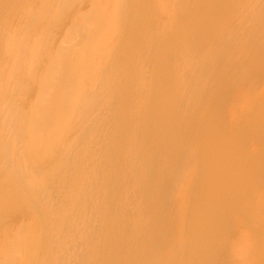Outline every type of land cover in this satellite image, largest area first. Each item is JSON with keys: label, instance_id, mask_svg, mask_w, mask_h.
Instances as JSON below:
<instances>
[{"label": "bare ground", "instance_id": "obj_1", "mask_svg": "<svg viewBox=\"0 0 264 264\" xmlns=\"http://www.w3.org/2000/svg\"><path fill=\"white\" fill-rule=\"evenodd\" d=\"M127 1L122 9L112 3L115 13L105 6L109 15L98 14L104 6L88 11L74 33L66 28L70 43L57 42L65 47L44 62L55 60L40 78L46 95L29 96L35 104L24 106L30 122L22 109V130H15L29 127L23 139L12 132L18 109L5 99L8 81L0 75V157L12 151L15 165L10 175L5 166L11 183L7 210L0 204L8 218L0 220V264H264V0H208L218 2L215 12L206 7L213 14L205 7L199 14L202 0L192 1L199 15L189 21L190 0H182L183 12L167 9L162 22L156 17L166 10L148 17L156 28L139 20L153 29L133 34L132 46L135 29L125 16L145 0L132 10ZM107 18L129 23L115 25L122 33L113 46ZM101 53L120 56L119 65L105 61L103 95L89 89L91 98L87 83L95 85L98 60L108 58Z\"/></svg>", "mask_w": 264, "mask_h": 264}, {"label": "rangeland", "instance_id": "obj_2", "mask_svg": "<svg viewBox=\"0 0 264 264\" xmlns=\"http://www.w3.org/2000/svg\"><path fill=\"white\" fill-rule=\"evenodd\" d=\"M74 0H8V2H1L0 3V16H1V18H0V35H1V38L2 39H0V75H1V73L2 74H4L5 75V77H6V79L5 80H7L6 82H7V85H8V90H7V96H8V98H5V99H8V100H12V101H14V104L16 105V109H18V111H17V115L16 116H19V118L17 119V118H14L13 117V119H12V121H11V123H10V125H11V128H12V132H13V130H15V129H19V128H21V123H20V117L21 116H23L22 114L24 113V110L25 111H27V108H24V106H25V104H28L29 102H32V106L35 104L33 101H36L35 99L33 100V98H38L37 96H39L40 94H42V93H44L43 95H46V92L47 91H45L44 89H45V87L43 88L42 86V79L45 77V75L48 73V70L49 71H51V69L54 67V62H55V60H56V57H57V55L56 54H58V52H60L61 50H62V48L61 47H63L64 45H66V44H69L70 42H69V40H70V37H71V35H72V33H70L68 30H70V28H71V30L70 31H72L73 30V28H76V26L79 24V25H81L82 24V21H84V22H87L89 19H88V17H87V15H88V11H91L92 9H93V12L95 13L96 11H98L99 9H97V7H100V6H104V7H101L102 9H101V12H99L98 14H100V13H102L104 10H108V8L107 9H105V6L106 7H109V9H111V12H114V11H112V10H114L115 8V10H119V9H122L121 8V6L123 7V5H125V0H124V2H123V0L122 1H120V0H84V2H83V0H75L74 2H73ZM78 1V2H77ZM79 1H80V3H79ZM95 1V2H94ZM97 1H99L98 3H97ZM112 1V2H111ZM127 1V0H126ZM129 1H131V2H129ZM135 0H128L126 3H128L129 2V9H133L134 7H135V5L134 4H136L137 5V3H138V1H137V3L136 2H134ZM149 1V2H148ZM148 1H146L145 0V2H144V0H143V2H144V4H145V6H147L146 5V3H150L148 6H150V5H152L153 6V4H152V0H148ZM169 1V2H168ZM175 2V0H167V1H165L164 0V2L163 1H158L159 3H158V5L159 6H161L160 8L161 9H159V6L157 7L156 6V4H157V0L156 1H154V2H156L155 4H154V7H153V11H155L156 12V9L158 8V12L155 14V13H153V11L152 10H150V7H143L144 6V4H142L143 2H140V0H139V4H142L143 6V8L141 7V13H140V15L142 16H138V14H139V11H138V8L139 7H135L136 8V10H137V12H136V14H135V16H134V14H132V13H134V12H132L131 10V14H129V12H128V10H127V8H125L126 10H122V13L123 14H126V12H128V14H126V18H127V20H128V22L129 23H132V24H134L133 22H137V24H136V22H135V25H133V26H135V27H132V24L130 25L131 26V29H135V32H133V31H131V30H129V32H130V35H128V33L125 31H123V33H124V35L126 34V35H128V36H131V32H132V36H131V38H129V40L131 39V40H133L134 41V39H136L137 37V35L136 36H134L133 37V34L135 35V34H138L139 32H138V30H141V29H150L152 26L154 27L155 26V22L157 21H155V22H152V19H151V21H150V19L148 18V17H152V16H154V15H157V16H159L158 15V13H159V10H166L165 12L163 11L162 13L160 12V14L161 15H164V13H166V15H167V12H168V10H171V11H169V14L168 15H171L173 12H175V11H179V12H183L186 8L188 9H186L185 10V12H184V16L183 17H187L186 19H187V21H189V17L188 16H192L194 13H196V15L198 16L200 13V11L201 12H205V10H206V12L205 13H208L209 11H210V14H213V11L215 10H217L216 9V4L214 5L213 3H217L218 4V2H212L211 1V3H209L208 2V0H202V1H200V3H199V1H198V4H201L202 3V6H200L199 8H197L199 5L197 4L196 5V0H190V3L188 2V4H187V0H184L186 3H181L182 2V0L180 1V3H177V4H174V2ZM192 1L193 2H196L195 3V5H194V3H192ZM217 1H219V0H217ZM221 1V0H220ZM236 1V0H235ZM239 1V0H238ZM237 1V2H238ZM242 1H244V0H242ZM82 2V3H81ZM86 2V3H85ZM94 3V5H93V3ZM101 2V3H100ZM107 2V3H106ZM109 2H110V4H109ZM119 2V3H118ZM177 2H178V0H177ZM208 2V3H207ZM229 2V0H226V3H228ZM230 2H231V0H230ZM230 2H229V4H230ZM237 2H234V0L231 2V4L233 3H236L237 4ZM240 2V1H239ZM244 2H248V1H244ZM104 3H105V5H104ZM118 4V5H116L115 4V6H117V7H115L114 6V9H112L113 8V4ZM124 3V4H123ZM130 3H131V8H130ZM161 3V4H160ZM165 3V4H164ZM166 3H167V5H166ZM171 3V4H170ZM172 3L174 4V8L172 7ZM7 4V5H6ZM85 6H84V5ZM87 4V5H86ZM103 4V5H102ZM107 4V5H106ZM119 4L121 5V4H123V5H121V6H119ZM138 4V5H139ZM178 4H179V9H178ZM180 4H183V5H185V4H187V5H185L184 7H185V9L182 7V6H180ZM191 4H193V5H191ZM203 4H205L204 6H203ZM207 4H210V6L208 5V6H206ZM232 4V5H233ZM2 5V6H1ZM80 5H82V6H84V7H82V6H80ZM89 5L91 6V7H93L94 6V8H91V7H89ZM96 5V6H95ZM171 5V6H170ZM215 6V9L213 10V8L211 7V6ZM231 5V6H232ZM242 5H244V4H242ZM242 5H240V7L238 8V11H242L243 9H244V7H246L247 8V4H245V6H242ZM140 6V5H139ZM151 6V7H152ZM165 7V9H164V7ZM189 6H192L191 8L192 9H190V7ZM195 8H194V7ZM234 6H235V4H234ZM8 7V8H7ZM70 7V8H69ZM78 7V8H77ZM125 7V6H124ZM133 7V8H132ZM169 7H170V9H169ZM180 7H181V9L182 10H180ZM202 7V8H201ZM204 7H205V10H204ZM206 7H208V8H211L212 10H210V9H208L207 10V8ZM243 9H242V8ZM26 8V9H25ZM104 8V9H103ZM144 8H146V11L144 10V13H145V15H143L142 14V9H144ZM149 8V9H148ZM173 8V9H172ZM176 8V9H175ZM196 8H197V10H196ZM245 8V9H246ZM77 11H79V12H77ZM94 9H97V10H94ZM168 9V10H167ZM178 9V10H177ZM184 9V10H183ZM194 9V10H193ZM202 9V10H201ZM240 9V10H239ZM3 10V11H2ZM25 10V11H24ZM69 10V11H68ZM73 10H74V12H76L77 14L75 15V13L73 12ZM148 10H150L151 11V13H153V14H151L150 13V11H148ZM175 10V11H174ZM190 10V11H189ZM192 10V11H191ZM195 10L199 13H197V12H195ZM199 10V11H198ZM9 11V12H8ZM68 11V12H67ZM87 11V12H86ZM123 11H126L125 13L123 12ZM211 11H212V13H211ZM214 11V12H215ZM10 12H12V13H10ZM41 12V13H40ZM71 12H73V13H71ZM83 12H84V14H83ZM92 12V13H93ZM110 12V11H109ZM108 11L106 12V14L105 15H109V14H107V13H109ZM186 12H187V14H186ZM193 12V13H192ZM91 12H90V14H92ZM97 13V12H96ZM104 13H105V11H104ZM103 13V14H104ZM115 13V12H114ZM114 13H111V14H113V15H115ZM118 13V12H117ZM116 13V14H117ZM119 13H121V11H119ZM119 13L117 14V15H119ZM147 13V14H146ZM192 13V14H191ZM204 13V14H205ZM74 14V15H73ZM83 14V15H82ZM88 15V16H91V15ZM111 14H110V16H111ZM149 14V16H147ZM189 14V15H188ZM209 14V13H208ZM242 15H245V13L243 14V13H241ZM38 15V16H37ZM52 15V16H51ZM66 15V16H65ZM83 16V18H82V16ZM85 15H86V17H87V21H85L84 19L86 18L85 17ZM111 16V18L112 17H114V18H119V17H117V15H115V16ZM127 15H132L133 17V20L131 19V17H129V16H127ZM160 15V16H161ZM166 15H164V16H159V17H156L159 21L161 20V18H166ZM168 15H167V19L169 18L168 17ZM188 15V16H187ZM196 15L194 14L193 15V17H191L190 19H193L194 17H196ZM206 15V14H205ZM72 16H74V17H72ZM146 16V17H145ZM59 17V18H58ZM67 17H69V18H67ZM79 18V21H78V19L77 18ZM85 17V18H84ZM104 17V16H103ZM105 17H107V16H105ZM105 17L103 18V20L105 19ZM124 17V16H123ZM135 17V18H134ZM154 17V19H156ZM54 18V19H53ZM109 18V17H108ZM107 18V19H108ZM111 18L110 19H108V20H111ZM113 18V19H114ZM122 18V17H121ZM140 18H142V20L140 19ZM153 18V17H152ZM66 19H68V20H66ZM69 19H70V21H69ZM122 19H124V18H122ZM147 19V20H146ZM195 19H197V17L195 18ZM74 20V21H73ZM81 20V21H80ZM108 20H106L108 23H110L111 24V22L112 21H115L116 22V20H111V21H108ZM126 20V19H125ZM139 20L142 22H145V23H148V25L149 24H151L152 26L149 28L148 26H147V24L145 25V23H141V24H139L138 22H139ZM145 20V21H144ZM149 20V21H148ZM48 23H47V22ZM65 21H66V24H65ZM76 21V22H75ZM124 21V20H123ZM122 21V22H123ZM131 21H133V22H131ZM164 21V20H163ZM166 21V20H165ZM58 22V23H57ZM68 22H69V24H68ZM71 22V23H70ZM74 22V23H73ZM115 22H112V27H116L115 25H117V23H115ZM117 22H118V25H117V27L119 26V28L121 27V30H122V28H124V26H125V28H126V26H127V28L129 29V27H128V25H127V21H124V22H127V23H125V25L124 26H122V25H120L119 24V22L121 23V19H120V21L119 20H117ZM123 22V23H124ZM160 22H162V21H160ZM76 23H77V25H76ZM107 23V26H110V24H108ZM113 23H115V24H113ZM128 23V24H129ZM156 23H158V22H156ZM53 24V25H52ZM72 24H73V26H72ZM74 24H75V26H74ZM122 24V23H121ZM142 24H144V25H142ZM154 24V25H153ZM62 25V26H61ZM64 25H66V27H65V29H63V30H61V28L63 27L64 28ZM69 26V28H68V26ZM71 25V26H70ZM114 25V26H113ZM137 25V26H136ZM140 25H142V26H144V27H142V26H140ZM8 26H10V29H8ZM147 26V27H146ZM111 27V26H110ZM109 27V28H110ZM111 27V32H113L112 34L113 35H111L110 33H109V30H108V32L107 33H109L110 35V37L109 38H111V40L108 38L107 40H106V42L107 41H109L110 42V44L113 46L114 44H112V42L114 43V39H113V37L115 38V34H116V36H118L117 35V33L119 32V33H122V31L119 29V28H117L116 27V29L115 28H112ZM153 27L150 29V30H152L153 29ZM34 28V29H33ZM68 30H67V29ZM138 28V29H137ZM154 28H156V27H154ZM60 29V30H59ZM128 29H125V30H128ZM136 29H137V31H136ZM147 29V30H148ZM75 30V29H74ZM74 30L72 31L73 33H74ZM114 30V31H113ZM120 30V31H119ZM62 31V33L61 34H59L60 32ZM38 33V34H37ZM65 33V34H64ZM68 35H67V34ZM63 34V35H62ZM66 35V36H65ZM61 36H64L63 38L61 37ZM69 38H68V37ZM31 37V38H30ZM60 37H61V41H60ZM132 37L134 38V39H132ZM68 39L67 41V43L65 42L66 40H64V39ZM119 40L121 39V34H119ZM117 38V39H118ZM125 38V37H124ZM127 36H126V39H125V42L124 43H126L127 42ZM64 40V42L65 43H63L64 45L63 46H61L60 47V45H59V43L61 44L62 42H63V40ZM114 41H113V40ZM116 39V38H115ZM116 39V40H117ZM59 40V41H58ZM131 40L129 41L130 43H126V45H128V44H130V46H132V44H134L135 43V41L132 43L131 42ZM40 42V43H39ZM57 42H59V43H57ZM109 42H107V43H109ZM117 42H118V40H117ZM117 42H115V44H117ZM29 43V44H28ZM56 43H57V45H56ZM119 44H120V42H119ZM135 44H137V42L135 43ZM125 45V44H124ZM47 46V47H46ZM59 46V47H58ZM67 46V45H66ZM43 47V48H42ZM65 47V46H64ZM63 47V48H64ZM127 47H129V46H127ZM55 48H59L58 50H55ZM47 49V50H46ZM50 51H49V50ZM51 49H54L56 52V54L54 53V50H53V54H52V56H50V52H51ZM48 51L47 53H48V55H47V53H46V51ZM58 51V52H57ZM34 53V54H33ZM44 53V54H43ZM50 53V54H49ZM55 54V55H54ZM102 54V53H101ZM101 54H99V55H101ZM23 55H24V59H23ZM38 55H41V57H43V58H41L40 56H38ZM43 55V56H42ZM98 55V56H99ZM48 56V58H46ZM54 56V59L55 60H53V58H51V60H53L52 61V63L50 64V63H45L46 65H44V62H51L50 61V57H53ZM109 57H110V55H108ZM108 56H104L103 54H102V56L100 57V58H106V57H108ZM116 54H115V57H114V60H113V58L112 59H109V57L108 58H106V59H104V61H102V65H100L101 64V61H99L98 60V62H100V64H99V68L101 69V72H100V74L98 75V79H101V80H99V81H93L92 82V85H94V86H92L91 87V82H89V83H87V89L86 90H88V92H87V94L89 95V94H92V93H94V92H96V91H98V96L100 95V93L103 95V92H102V90H104V86H101V90H99L100 89V83H102V85H103V83H105L104 82V78H105V72H107L106 71V69H108L107 67V65H109L110 63V65H109V67L110 68H112L113 67V65L115 64V62H116V59H120V56H119V58H116ZM98 57V59H100ZM111 57H113V56H111ZM47 60H46V59ZM43 59V60H42ZM49 59V60H48ZM101 60V59H100ZM109 60H111V61H109ZM112 60L114 61V63L112 62ZM39 63H38V62ZM105 61H107V62H105ZM41 62H43V64H41ZM103 62L105 63V64H103ZM110 62V63H109ZM119 62V61H118ZM118 62H116V63H118ZM106 63H107V65H106ZM40 64V65H39ZM32 65V66H31ZM42 65H44L45 66V69L47 70V72H46V70H43V72H44V75H43V73H42V75H40L41 73H40V71L43 69V68H41V66ZM48 65V66H47ZM53 65V66H52ZM118 65H119V63H118ZM27 66V67H26ZM39 66H40V70H39ZM44 66H42V67H44ZM49 66H50V68H49ZM52 66V67H51ZM105 66V67H104ZM103 67V68H102ZM104 68H105V70H104ZM104 71H103V70ZM39 71V72H38ZM26 72V73H25ZM42 72V71H41ZM104 72V73H103ZM122 72V70H119V72H117V73H115V74H117V75H120L121 76V78L120 79H123L124 77H123V73H121ZM40 73V74H39ZM7 74V75H6ZM36 74V75H35ZM37 74H39V75H37ZM102 74V75H101ZM104 74V75H103ZM114 74V75H115ZM122 74V75H121ZM35 76H39V78L37 79ZM43 76V77H42ZM99 76L101 77H103V78H99ZM23 77V78H22ZM33 77H35V79H37L39 82H37V83H33V80L34 79H32ZM42 77V79H41V81H40V78ZM112 77H117V76H112ZM111 77V75H110V84H111V86L112 87H114L113 85L115 84V83H113L111 80L113 79V81H115L116 82V80H117V78L116 79H114V78H112ZM119 77V76H118ZM9 78V79H8ZM10 80V81H9ZM23 80V81H22ZM118 80H119V78H118ZM103 81V82H102ZM121 81V80H120ZM120 81H117L116 82V84L118 85L119 83H121ZM34 82H35V80H34ZM41 82V84L39 85V83ZM113 83V85H112V83ZM119 82V83H118ZM97 83H99L98 85H97ZM108 83V84H109ZM21 84V85H20ZM32 86V88H30L31 86ZM36 84H37V87H36ZM44 84V83H43ZM110 84H109V86H110ZM28 85V86H27ZM99 87H97V86ZM104 85H106V84H104ZM117 85L114 87V88H117ZM121 85V84H120ZM119 85V86H120ZM12 86H13V88H12ZM42 87L41 88V90H43V91H41L39 88L40 87ZM106 86H108V85H106ZM105 86V87H106ZM110 86V87H111ZM34 87H35V90H34ZM90 87V88H89ZM93 87H95V88H93ZM11 88H12V90H11ZM38 90H37V89ZM93 90H92V89ZM120 87H118L117 89H119ZM29 89L33 92V90H34V93H33V95L34 96H32V93L30 92V93H28L29 92ZM89 89H90V91L92 92V93H89ZM94 89H95V91H94ZM1 90V89H0ZM41 91V92H40ZM35 92H36V97H35ZM37 92H38V94H37ZM85 92V91H84ZM0 94H1V92H0ZM28 94V96H26V95ZM31 94V95H30ZM97 94L95 95V93L94 94H92L93 96L95 95V96H97ZM20 95V96H19ZM92 95H89L90 97L92 96ZM17 96H18V98H17ZM33 97V98H31L32 99V101H30V97ZM19 97L21 98V99H19ZM27 97H29V100H27ZM101 97H103V96H101ZM17 99V101H16V99ZM26 98V99H25ZM92 98V97H91ZM24 100H26V103H25V101ZM17 102V103H16ZM21 102V103H20ZM24 103V104H23ZM34 103V104H33ZM31 104V103H30ZM23 105V106H22ZM32 106H30V108H32ZM21 107V108H20ZM27 107V106H26ZM29 107V106H28ZM21 109V111H20V109ZM29 108V109H30ZM22 109H24L23 110V112H22ZM30 111V110H29ZM22 112V113H21ZM28 112V111H27ZM29 113V112H28ZM28 113H24L25 115H26V117L28 118H26L27 119V121H29V118H30V113L28 114ZM29 116V117H28ZM25 119V120H26ZM25 120H24V122H25ZM30 122V121H29ZM29 122H26V123H28V124H26V123H23V125L25 124L26 126L28 125L29 126ZM0 123H1V120H0ZM17 127V128H16ZM27 129L26 130H28V128L29 127H26ZM20 130V129H19ZM21 130H22V128H21ZM23 130H25L24 129V127H23ZM25 130V131H26ZM25 131H24V133H23V131H22V133H21V131H20V134H18V132H17V135H16V130H15V135L14 136H16V139L18 138L17 136H19L20 137V139H23V137H22V135H26L25 134ZM13 136V139H15V137ZM26 136H28V134L26 135ZM25 138V137H24ZM17 140V142L18 143H20L21 144V142H24L23 140L21 141V140ZM19 141H21V142H19ZM13 142H15V140L13 141ZM16 143V142H15ZM15 143H13V144H15ZM17 144V143H16ZM19 145V144H18ZM20 148V145H19V147H18V149ZM10 154H12V151H11V153ZM9 154V155H10ZM9 155H7V163L6 162H3V161H5V160H3L2 161V159L3 158H5V156L4 157H0V159H1V163H3V164H1L0 163V204L1 203H6V199H5V196H6V194H7V196H8V194H9V192H7L8 191V188H6V186L7 187H9L10 186V180H8L7 179V177L12 173L11 171H12V168L14 169V167H8V166H15L14 164H13V162H12V164L10 165L9 163L10 162H8V158L10 159V156ZM15 155V154H14ZM9 156V157H8ZM12 160V157H11V159L9 160V161H11ZM48 160V159H47ZM47 160H45L44 162H48ZM17 161V160H16ZM6 164V165H5ZM8 164V165H7ZM46 164V163H45ZM2 165V166H1ZM4 166V167H3ZM5 166H7L9 169H10V173H9V169L7 168V167H5ZM6 168V169H5ZM7 171H8V173H9V175L8 176H6L7 175ZM5 176H6V178H5ZM10 179V178H9ZM6 182H8L9 183V186H8V183H6ZM11 188V187H10ZM12 191V188L11 189H9V191ZM9 198V197H8ZM9 202V201H8ZM4 203V207H3V209L5 208L6 210H7V207L5 206V205H8V203L7 204H5ZM6 210H4V211H6ZM2 211V210H1ZM3 211V212H4ZM3 212H1L2 214H1V217H4V215H3ZM5 213V212H4ZM0 217V220L2 219ZM5 218V217H4ZM6 219H8V218H5V220ZM2 222H3V220L2 221H0V223H1V225L0 226H4V225H2ZM4 223V222H3ZM17 223H15V225H16ZM18 224H19V222H18ZM14 225V224H13ZM22 226H24V224L22 223L21 224ZM18 226V225H17ZM19 226H20V224H19ZM19 226L17 227L18 229H19ZM21 227V226H20ZM22 228V227H21ZM23 229V228H22Z\"/></svg>", "mask_w": 264, "mask_h": 264}]
</instances>
